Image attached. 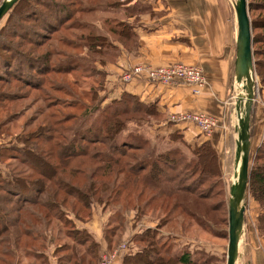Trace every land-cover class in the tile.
<instances>
[{"label": "trees", "instance_id": "trees-1", "mask_svg": "<svg viewBox=\"0 0 264 264\" xmlns=\"http://www.w3.org/2000/svg\"><path fill=\"white\" fill-rule=\"evenodd\" d=\"M84 1L17 0L5 14L7 23L0 27V134L8 133L21 115L9 111L12 101L26 98L30 89L42 90L47 82L51 91L70 96L61 82L46 78L50 73L80 71L97 85L91 82L83 91L98 99L107 75L103 66L121 50L131 53L136 48L133 24L117 17L129 10L131 0ZM247 6L254 70L264 86V0H247ZM26 15L30 22H25ZM62 29L72 34L57 36ZM11 33L17 48L8 38ZM76 33H82L80 38ZM52 38L72 52L82 48L80 63L49 46L36 50ZM76 38L84 44L76 45ZM55 55L62 58L53 60ZM93 103L83 106L81 123L73 125L67 123L76 116H56V105H69L48 103L46 109L57 110L30 116L16 135L20 144L0 145V159L13 161L11 175L0 174V264H27L23 255L33 259L28 264H48L40 252L47 245L46 230H56L62 242L55 250L56 264H99L100 244L74 224L88 221L95 206L111 211L105 229L109 248L126 223L124 213L133 208L141 216L149 211L180 226L188 225L186 217L197 223L214 220L223 208L226 220V198L211 202L214 189L221 194L223 188L218 154L209 141L191 146L177 132L150 134L152 118L159 116L156 104L129 92L103 107ZM251 124L252 115L250 136ZM252 155L248 193L259 205L256 230L264 239V138ZM153 231L133 235L149 244L132 252L128 247L121 264H198L186 249L150 241Z\"/></svg>", "mask_w": 264, "mask_h": 264}, {"label": "crops", "instance_id": "crops-1", "mask_svg": "<svg viewBox=\"0 0 264 264\" xmlns=\"http://www.w3.org/2000/svg\"><path fill=\"white\" fill-rule=\"evenodd\" d=\"M128 20L133 24L137 46L131 53L121 50L113 61L103 66L107 72L105 87L108 91L103 103L118 99L123 92L135 94L145 103H155L159 116L152 118L150 134L168 136L177 132L191 146L209 141L218 154L220 169L226 171L229 166L232 171L231 184L238 165L237 96L240 94L234 73L237 23L233 1L148 0L144 10L131 15ZM169 62L202 68L206 82L201 92L192 93L191 87L183 82L164 84L142 77L126 82L121 78L132 65L157 66ZM262 87L250 112V156L264 138V117L260 107V99L264 97ZM182 111L214 115L219 125L210 136H205L189 122L169 120L170 114ZM106 213L97 207L88 221L77 222L79 228H85L100 244L101 254L116 248H109L105 239ZM242 237L247 256L243 264H264V239L257 230H243ZM137 249L135 245L129 247L131 252ZM122 255L116 258L115 264H121ZM243 255L242 252L241 259Z\"/></svg>", "mask_w": 264, "mask_h": 264}, {"label": "rangeland", "instance_id": "rangeland-1", "mask_svg": "<svg viewBox=\"0 0 264 264\" xmlns=\"http://www.w3.org/2000/svg\"><path fill=\"white\" fill-rule=\"evenodd\" d=\"M91 0H85V3H90ZM125 1V0H121ZM233 4L235 3V0H232ZM2 0H0V3ZM148 0H131L129 3H127L126 6L129 7V10H126L125 13L121 12L117 14V17H121L122 19L128 20V18L136 13H139L140 11L144 10L145 4H147ZM78 16V15H77ZM86 18V17H85ZM7 16L4 15L2 19L0 20V27H3L7 23ZM25 22H30L28 20V15L24 18ZM33 26H36V23H31ZM28 29H32L31 25L27 27ZM37 28V27H36ZM67 34H72L70 30L62 29L60 31V35L65 37ZM80 34L82 33H76L75 35L80 38ZM8 38H11L13 40L15 47L17 48L16 40L17 38L13 36V33L8 35ZM74 42V41H73ZM76 45L84 44L79 43L78 38H76L75 41ZM55 48L60 50L59 52L63 53H70V55L73 57V59H77L75 61L80 63L81 57H82V48L76 49L73 52L66 49L59 43H56L55 39L52 38L50 41H48L44 46L41 48H38L36 50H44L47 47ZM28 48V45L25 43V48ZM56 57H53V60H60L62 57L55 55ZM110 59V58H109ZM109 62V61H107ZM86 64V63H85ZM99 68V67H98ZM105 71L106 69L103 68ZM83 73L80 71H71L67 74L62 73H55L52 72L48 75L46 78H54L55 83L63 84V88L65 87L67 89V93L69 95H65L64 93L60 92H53L50 90L47 82L45 85L47 87L43 88L42 90L38 89H30L29 96L26 98H22L16 101H12V105L9 107V111L14 112H20V116L18 120H16L13 123V126L9 127V132L5 133L2 132L0 134V145H8V144H20L15 138L18 132L23 128V123L32 115L35 113L38 114L39 110H46L47 112L50 110H57L55 107L51 109H46L48 103L52 104H63V105H69L70 107L65 108L60 105H56L57 108L60 110L56 113L57 117L60 116H67L72 115L76 116L75 119L68 122L67 124L73 123H81V114H82V108L83 106H93V104H98V106L103 107L107 103L101 102L102 99H106L107 97V89L105 87L104 82V90L98 91V87H96V90L98 91V99L91 100V93L88 91V86H97L94 84V81L91 79H84ZM47 81V79H45ZM16 84V83H15ZM15 84L11 86L12 90L14 89ZM90 88V87H89ZM6 89V87H5ZM84 89H88L86 93L83 91ZM26 90V89H24ZM98 100V101H96ZM37 111V112H36ZM4 114V113H3ZM152 126V125H151ZM152 141H154L152 139ZM187 155H189L187 153ZM253 156V155H252ZM252 156H250V165L252 162ZM13 161L10 159H0V174L2 175H11L12 170L10 167V164ZM230 163V162H229ZM232 171L230 170L229 166L227 167L226 171L221 170V185L223 188V192L221 194H218L219 188L214 189L215 198L211 200H219L221 198H226L228 202L229 198V185H230V178ZM234 180V177H233ZM245 203V212H244V225L243 230H256V216L257 213L260 211L258 203L249 195L248 193V187H247V194L244 199ZM97 208V206H95ZM111 212V211H110ZM110 212L107 211V222L109 220ZM139 215V216H138ZM225 215L224 208L221 211H217L214 214V220L209 218H202L199 220V223L196 221L186 217L185 218V224L188 222V225H182L180 226L179 223H175L173 221L166 223L165 221H161V215L154 216L151 215L149 211H147L143 216H141L138 211L133 208L129 210L128 212L124 213L125 221L126 223L123 228H120L117 230V234L119 238L117 242H113L112 246L117 247L119 244L125 242L128 244V247L135 245L138 249L141 246H144L145 244H149L146 242H138L133 237L134 234H139L143 232L146 229L154 230L152 232V237H149V240L156 241L157 243H162L163 245H168L172 248V250L177 249H186L188 250L193 256H195L196 260L199 261L198 264H226V252H227V242L228 238L222 237L221 235L224 232L228 231V207H227V218L226 220L223 218ZM222 216V217H221ZM203 222V225L201 222ZM74 222V221H73ZM161 223H165V225H160ZM75 226H78V223L74 222ZM108 225V223H107ZM186 226V227H185ZM46 236V248L45 250H41L40 252L43 253V256L47 259L48 264L51 262L56 263L57 262V255L55 254V250L60 244L62 243L57 237H56V230H46L44 231ZM227 234V233H226ZM113 250V249H112ZM243 249V237L240 241V247H239V258L237 260L236 264H243V262L247 261L246 251ZM242 252L244 253L243 258L241 259ZM23 260H28L27 264L31 262L33 259H27L25 256H20ZM38 263V262H37ZM26 264V263H25Z\"/></svg>", "mask_w": 264, "mask_h": 264}, {"label": "water", "instance_id": "water-1", "mask_svg": "<svg viewBox=\"0 0 264 264\" xmlns=\"http://www.w3.org/2000/svg\"><path fill=\"white\" fill-rule=\"evenodd\" d=\"M16 2L17 0H2L0 3V20ZM233 7L237 23L234 73L240 94L237 96V109H239L238 165L234 172V180L228 189L226 264H236L239 258V247L244 225V199L247 193L250 169V112L256 99L258 84L254 70L252 25L247 0H235Z\"/></svg>", "mask_w": 264, "mask_h": 264}, {"label": "built area", "instance_id": "built-area-1", "mask_svg": "<svg viewBox=\"0 0 264 264\" xmlns=\"http://www.w3.org/2000/svg\"><path fill=\"white\" fill-rule=\"evenodd\" d=\"M135 77H142L146 80L157 83L183 82L189 85L192 93L199 94L206 80L202 71L197 65L184 64L182 62H169L162 65H151L138 63L130 66L121 76L123 81H130ZM257 79V97H259V85ZM264 89V87H262ZM260 107L264 117V97L260 99ZM169 120L174 122H189L196 126L201 134L210 136L214 129L219 125L218 119L211 114L197 111H182L169 115ZM128 251L127 243L119 244L115 249L104 252L100 256L99 264H115L116 258Z\"/></svg>", "mask_w": 264, "mask_h": 264}, {"label": "bare ground", "instance_id": "bare-ground-1", "mask_svg": "<svg viewBox=\"0 0 264 264\" xmlns=\"http://www.w3.org/2000/svg\"><path fill=\"white\" fill-rule=\"evenodd\" d=\"M234 177V176H233Z\"/></svg>", "mask_w": 264, "mask_h": 264}]
</instances>
